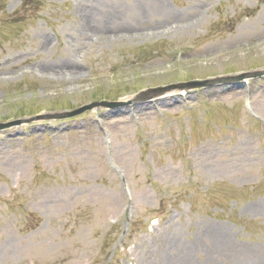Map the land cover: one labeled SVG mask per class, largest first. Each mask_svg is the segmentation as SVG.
Segmentation results:
<instances>
[{
	"label": "rangeland",
	"instance_id": "374dc122",
	"mask_svg": "<svg viewBox=\"0 0 264 264\" xmlns=\"http://www.w3.org/2000/svg\"><path fill=\"white\" fill-rule=\"evenodd\" d=\"M263 66L264 0H0V121ZM247 87L1 131L0 264H264V78Z\"/></svg>",
	"mask_w": 264,
	"mask_h": 264
},
{
	"label": "water",
	"instance_id": "95a60500",
	"mask_svg": "<svg viewBox=\"0 0 264 264\" xmlns=\"http://www.w3.org/2000/svg\"><path fill=\"white\" fill-rule=\"evenodd\" d=\"M262 73H264V71L257 70L254 73H251L250 75L256 76V75H260ZM246 76H248V74H240V75L231 77V80H240V79H242L243 77H246ZM204 82L208 83V80H206ZM199 83H201V82H191L188 85H195V84H199ZM99 105H100L99 102L91 103L89 105H85L83 107H80L79 109L72 110V111H69V112H64V113H62V116L67 117V116L75 115V114L80 113V112H82L84 110H88V109H91V108L99 106ZM45 117L49 118L48 116H36V117H33L32 119H43ZM19 122L20 121H13V122H9L7 124H0V128L6 127V126H10V125H13V124H18Z\"/></svg>",
	"mask_w": 264,
	"mask_h": 264
},
{
	"label": "bare ground",
	"instance_id": "6f19581e",
	"mask_svg": "<svg viewBox=\"0 0 264 264\" xmlns=\"http://www.w3.org/2000/svg\"><path fill=\"white\" fill-rule=\"evenodd\" d=\"M114 12V11H113ZM114 15H116V13H114Z\"/></svg>",
	"mask_w": 264,
	"mask_h": 264
}]
</instances>
